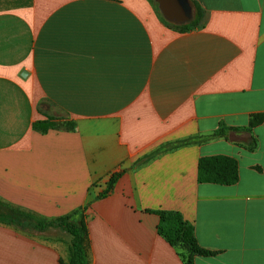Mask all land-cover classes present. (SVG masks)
Listing matches in <instances>:
<instances>
[{
	"label": "crops",
	"instance_id": "0c3cea01",
	"mask_svg": "<svg viewBox=\"0 0 264 264\" xmlns=\"http://www.w3.org/2000/svg\"><path fill=\"white\" fill-rule=\"evenodd\" d=\"M187 1L0 0V205L85 208L88 264H184L158 210L216 252L194 264H264V121L246 129L264 113V0ZM211 155L237 181H199ZM69 248L0 223V264H69Z\"/></svg>",
	"mask_w": 264,
	"mask_h": 264
},
{
	"label": "trees",
	"instance_id": "16d2710c",
	"mask_svg": "<svg viewBox=\"0 0 264 264\" xmlns=\"http://www.w3.org/2000/svg\"><path fill=\"white\" fill-rule=\"evenodd\" d=\"M195 19L192 21H196ZM181 28V30L185 29ZM264 121V113L250 115L246 129H252ZM34 126L42 131L53 126L48 119L36 121ZM223 136V131L214 133ZM190 140L179 142L188 143ZM255 142V141H254ZM255 143L253 144V146ZM119 173L112 174L106 188L100 196L107 194L119 177ZM238 178V165L235 158L227 155L202 156L197 163V179L201 182L218 184H232ZM85 208L51 220H37L33 215L17 209L5 208L0 205V223L7 224L16 230L32 235L52 229H59L69 238L70 261L69 264H88V228ZM159 216L156 229L158 234L172 247H174L184 264H194L196 256H212L215 251L203 248L196 240L193 227L183 216L173 210L153 211Z\"/></svg>",
	"mask_w": 264,
	"mask_h": 264
},
{
	"label": "water",
	"instance_id": "95a60500",
	"mask_svg": "<svg viewBox=\"0 0 264 264\" xmlns=\"http://www.w3.org/2000/svg\"><path fill=\"white\" fill-rule=\"evenodd\" d=\"M178 4H179V7L182 9V11L184 13H187L189 12V4H188V1L187 0H177ZM26 72H23L22 75H25Z\"/></svg>",
	"mask_w": 264,
	"mask_h": 264
},
{
	"label": "rangeland",
	"instance_id": "374dc122",
	"mask_svg": "<svg viewBox=\"0 0 264 264\" xmlns=\"http://www.w3.org/2000/svg\"><path fill=\"white\" fill-rule=\"evenodd\" d=\"M261 113H263V112H261ZM21 211H23V212H26V211H24V210H21ZM27 213H29V212H27ZM29 214H31V213H29ZM31 215H33V214H31ZM34 216V215H33ZM35 217V216H34ZM174 248V247H173ZM175 249V248H174ZM176 250V249H175ZM68 257H69V259H68V261H70V248L68 249Z\"/></svg>",
	"mask_w": 264,
	"mask_h": 264
}]
</instances>
